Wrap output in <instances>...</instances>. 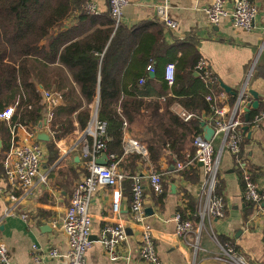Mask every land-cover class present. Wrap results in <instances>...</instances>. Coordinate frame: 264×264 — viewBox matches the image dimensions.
Returning a JSON list of instances; mask_svg holds the SVG:
<instances>
[{
	"label": "crops",
	"instance_id": "obj_1",
	"mask_svg": "<svg viewBox=\"0 0 264 264\" xmlns=\"http://www.w3.org/2000/svg\"><path fill=\"white\" fill-rule=\"evenodd\" d=\"M89 1L98 7V12L89 13L90 15L105 12L108 16L107 0ZM153 1L155 0H129L119 23L127 29L146 28L153 31L154 36L159 34V41L167 46H174L171 50L173 55H180L181 49L193 40L200 57L207 60L212 73L229 86L236 97L243 88L247 92L252 89L257 93L259 106L257 110L248 109L249 121L245 122L244 118L241 127V154L255 183L264 186V121L258 126L251 124L254 115L264 108V0H249L258 7V15L250 30L234 28L229 18L221 19L216 25H209L205 9L211 0H170L169 14L177 23V28L172 30L156 17ZM153 22L155 25H151ZM62 74L65 81L71 80L65 67ZM152 84L159 89L156 81ZM248 94L251 104L254 98L249 92ZM165 95H169V91ZM162 97L159 98L161 102ZM148 99L150 98H145L146 101ZM92 105H98V95L89 106ZM224 105V115L227 117L233 105ZM169 110L179 116L185 111L177 103L172 104ZM159 112L164 113V107ZM147 113L144 108L140 110L141 115ZM140 114L126 124L120 163L123 157L131 154H123L126 140L135 139L144 144L137 138L142 136L144 130V117ZM198 116L201 123L210 126L209 114L200 112ZM200 127L197 135L203 136L202 124ZM38 128L36 126V132ZM39 129L49 133V141L53 138L49 125L43 124ZM23 130L18 129L19 136H22ZM83 131L76 126L71 133L54 140L58 156L52 162L48 159L46 142L39 140L44 147L40 174L45 175L46 179L42 181L39 179L40 175L30 188L23 189L10 185L3 175L2 158L8 144L5 143V133L0 130V243L6 246L14 264H66L64 255L67 243L60 229V221L70 204L75 184L85 173L81 157L85 145ZM190 137V134H186L178 142L177 153L163 150L156 166L150 162L148 156L140 155L141 159L134 162L135 172L132 175H146L154 170L162 176L163 193L160 196L154 195L146 179H143L145 210H151L147 214L145 211V223L154 238L159 259L164 264H230L218 259L224 255L217 244L219 243L222 247H233L237 254L245 257L248 264H264V201L255 203L244 198L245 187L241 171L226 149L222 150L220 156L219 183L216 188V193L223 198L224 217H204L202 223L198 219L196 213L204 200V195H200L204 174L201 164L192 161L195 148ZM213 142L215 152H218V139ZM177 163L183 167L178 169ZM122 166L119 164L120 171L125 174ZM78 172L80 178L76 180L74 174ZM123 180L120 183L123 196L120 215L112 216L110 187H99L93 196L89 206L92 224L91 243L85 252L87 264H146L139 257L138 245L143 229L147 228L133 222L129 212L131 185L130 181ZM177 212L191 219L199 231L177 235L174 220ZM119 218L124 222L126 239L118 246L120 258L110 261L100 242L101 230L104 224H115ZM51 249H57L62 256L35 259L43 251Z\"/></svg>",
	"mask_w": 264,
	"mask_h": 264
},
{
	"label": "trees",
	"instance_id": "obj_2",
	"mask_svg": "<svg viewBox=\"0 0 264 264\" xmlns=\"http://www.w3.org/2000/svg\"><path fill=\"white\" fill-rule=\"evenodd\" d=\"M88 2L0 0V112L14 106L7 122L0 119L5 143L9 145L10 128L31 130L38 126L44 117L41 93L52 89L61 96L49 123L53 138L46 142L48 159L54 161L58 156L54 140L71 133L76 126L80 131L86 128L91 116L89 105L98 95L97 116L106 122V150L122 155L126 124L144 108L148 113L140 114L144 130L137 138L144 142L148 158L156 166L163 150L177 153V144L186 134L193 139L200 132L198 114H213L206 96L222 88L219 83L207 85L200 75H194L200 54L193 40L181 49L180 55H173L174 46L159 41V34L154 36L146 28L127 29L105 12L90 15L85 11ZM169 62L174 64L171 85L163 73ZM64 67L71 77L69 81L62 76ZM166 91L169 95H165ZM235 100L236 94L225 92L219 104L233 105ZM175 103L192 117L184 121L170 111ZM163 107L164 113H160ZM137 159L141 156L131 153L120 163L127 175L123 181H130V185Z\"/></svg>",
	"mask_w": 264,
	"mask_h": 264
},
{
	"label": "built area",
	"instance_id": "obj_3",
	"mask_svg": "<svg viewBox=\"0 0 264 264\" xmlns=\"http://www.w3.org/2000/svg\"><path fill=\"white\" fill-rule=\"evenodd\" d=\"M108 16L115 22L121 20L124 7L129 0H107ZM156 17L169 29H176L177 23L169 14L170 0L153 1ZM85 11L90 14L98 12V7L91 1L86 3ZM209 25H216L221 19H230L234 28L250 30L258 15V7L249 0H211L205 9ZM195 71L201 76L207 85L219 83L218 77L212 73L205 58L200 57L195 66ZM147 70L153 72L151 66ZM164 80L168 85L174 81V65L168 63L164 67ZM225 99V92L221 89L215 95L208 94L206 100L211 104L213 114L210 115V126L214 133L210 140H205L202 136L193 137L192 145L195 148V163H200L203 169L204 178L200 186L201 194L204 195L203 202L199 205L196 215L202 223L204 217L221 219L225 214V206L222 196L216 193L219 183L218 171L220 167V156L223 149H226L234 158L235 164L241 171L244 180V198L251 202L264 201V186H258L241 154L242 133L241 127L244 123L242 114L243 107L250 104L249 94L245 88L236 97V100L230 108V113L225 117V105H220ZM61 96L49 90L42 91V103L44 106L43 124L49 125L53 111L60 104ZM220 103V104H219ZM97 106H91L90 120L83 131L85 145L82 148L81 157L84 163V175L75 184L70 204L66 208L60 221V229L66 238L67 249L65 252L66 264H87L85 261V252L89 247L92 215L89 206L99 187H110L112 189V216L120 215L122 191L121 181L126 177L120 171L119 164L121 156L108 153L105 146L106 122L98 119ZM14 112V106H9L0 112V119L8 121ZM180 117L187 121L192 117L191 113L186 111L180 114ZM264 121V108L261 109L252 118L251 124L258 126ZM24 129L22 136L18 135V129ZM9 145L4 151L2 158L3 175L6 181L17 188L28 189L39 177L44 159V147L42 142L37 140L36 127L31 130L25 127L10 128ZM218 139L220 149L215 152L214 140ZM124 153H136L142 157L148 156V151L143 143L135 139L126 140ZM105 153L107 163L105 165L97 163L96 159ZM183 165L177 163V168ZM146 179L149 188L156 196L163 193V180L161 173L151 170L145 174H134L130 176L132 181L131 196L129 203V212L133 222L145 226L140 236L138 245L139 257L146 264H164L156 251L154 238L145 223V198L143 179ZM45 181V175L40 178ZM176 222L175 233L179 236L187 235L191 231H196L197 226L194 222L183 217L180 212L175 213ZM199 231V229L197 230ZM198 235L196 239H198ZM126 239L125 225L121 218L115 221V224H104L101 230L100 242L110 261H117L120 258L118 246ZM215 240V239H214ZM216 242V240H215ZM224 255L218 257L219 260L230 264H248L245 257L237 254L233 247H222ZM35 246L33 245V248ZM62 256L57 249L43 251L42 254L35 257L57 258ZM0 264H14L8 254V250L3 243H0Z\"/></svg>",
	"mask_w": 264,
	"mask_h": 264
},
{
	"label": "water",
	"instance_id": "obj_4",
	"mask_svg": "<svg viewBox=\"0 0 264 264\" xmlns=\"http://www.w3.org/2000/svg\"><path fill=\"white\" fill-rule=\"evenodd\" d=\"M151 75H153V73L151 72L150 73ZM194 75L195 76H198V73L197 72H194ZM219 85L220 87L225 91V92H228L230 94H233L231 88L229 86H227L226 84H224L223 82L219 81ZM248 92L253 96L254 100L252 101L251 104H248L245 108H244V111H245V114H244V118H245V122H248L249 121V113L247 112L248 109H253V110H257L258 106H259V103H258V99H257V93L252 90V89H249ZM202 126H203V130H204V134H203V138L205 140H210L213 136V133H214V129L212 126H209L205 123H201ZM38 126L39 128L43 126V121L39 122L38 123ZM38 128L37 132H36V137L38 140H41V141H49L50 139V136H49V133H47L46 131H41L40 129ZM97 163L99 164H103L105 165L107 163L106 161V154L105 153H102L97 159H96ZM146 214L148 212L151 213V210L150 209H146Z\"/></svg>",
	"mask_w": 264,
	"mask_h": 264
},
{
	"label": "rangeland",
	"instance_id": "obj_5",
	"mask_svg": "<svg viewBox=\"0 0 264 264\" xmlns=\"http://www.w3.org/2000/svg\"><path fill=\"white\" fill-rule=\"evenodd\" d=\"M80 173L78 172L77 174H74L76 180H78L80 177H79Z\"/></svg>",
	"mask_w": 264,
	"mask_h": 264
}]
</instances>
